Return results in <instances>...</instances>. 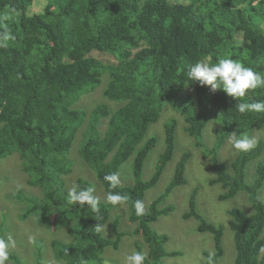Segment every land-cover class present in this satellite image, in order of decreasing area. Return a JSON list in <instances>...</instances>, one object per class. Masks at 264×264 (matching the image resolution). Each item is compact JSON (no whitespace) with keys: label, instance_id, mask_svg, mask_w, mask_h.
Returning a JSON list of instances; mask_svg holds the SVG:
<instances>
[{"label":"trees","instance_id":"16d2710c","mask_svg":"<svg viewBox=\"0 0 264 264\" xmlns=\"http://www.w3.org/2000/svg\"><path fill=\"white\" fill-rule=\"evenodd\" d=\"M39 2L42 9L35 7ZM5 15L9 19H0V32L7 29L15 38L0 44V158L19 153L28 184H40L43 190L42 197L23 199L30 206L22 218L36 212L48 227L72 225L73 242H51L56 258L65 264H105V248H118L125 234L117 230L116 219V239L95 231L98 223L109 219L108 207L114 205L98 199L97 214L87 205L68 204L69 188L61 186L64 173L71 170L72 144L87 115L75 104L82 93L104 82L101 93L112 105L102 102L91 109L79 156L107 193L128 197L125 203L130 220L137 223L135 232L149 245L145 254L137 244L145 264H164L167 257L179 260L184 254L178 248L169 250L170 235L152 227L159 216L176 208L175 202L160 204L179 186L186 192L184 186L190 182L186 173L193 151L186 146L178 161L174 157L177 117L166 119L155 170L149 179L142 178L145 160L158 140L149 126L161 119L166 107L185 121L184 130L214 173L209 184L223 191L219 199L248 193L250 213L238 205L229 210L235 263L264 264V112L240 114L238 101L223 90L213 93L187 79L188 66L204 59L215 63L218 57L238 60L264 75V0H0V18ZM94 52L110 56L103 61ZM242 99H264V88L249 90ZM206 125L213 127L212 143L203 136ZM255 130L263 135L256 136ZM232 132L255 138L256 145L234 152L229 160L220 150ZM172 159L165 191L150 203L148 212L137 216L134 201H144ZM128 160L132 181L113 189L105 175L119 173ZM252 163L257 169L250 172ZM76 184L91 187L81 177ZM199 188L191 194L183 217L197 219V231L213 235L215 250L204 249L203 264H215L224 254L226 227L197 210ZM9 258L23 264L19 256Z\"/></svg>","mask_w":264,"mask_h":264},{"label":"rangeland","instance_id":"374dc122","mask_svg":"<svg viewBox=\"0 0 264 264\" xmlns=\"http://www.w3.org/2000/svg\"><path fill=\"white\" fill-rule=\"evenodd\" d=\"M38 4L40 6L35 5L36 9H42V3L40 4L39 2ZM94 53L98 54V52ZM109 56L110 55L101 52L97 57L105 61ZM103 83L104 82L93 91L82 94L75 104L82 109L84 108L87 115L68 155L71 159V171L65 177L68 188L75 184L79 177L87 179L91 187L94 188V195L97 196L99 200L107 202L108 193L105 191L103 183L98 179L95 171L87 165L86 162H83L82 158L79 156V140L85 130L91 109L102 102L112 105V101L101 93ZM172 116L177 117L179 124L176 131L175 159L178 161L182 150L186 146L190 147L193 153L187 164L188 170L186 174L190 182L188 185L184 186L186 192L181 189L182 186L177 187L175 189L176 191L173 190L175 193H170L167 202H162L160 207L175 202L176 208L169 214L159 216V218L152 223V227L156 231L170 235L166 247L172 246L173 248H168L169 250L173 251L179 249L184 251L183 256L179 260H177L179 256L167 257L164 264H203L206 259L203 253L204 249H208L210 253H213L215 250L213 235H203L204 233L198 232L197 226L199 222L197 219L193 217L185 219L183 217V212L188 209L187 203H189L190 196L196 186L200 187L196 199L198 206L197 210L209 221L222 224L226 227V233L224 231L222 239L224 254L215 264H236L234 235L229 227L231 217L229 210L233 205H238L244 211L250 213L253 207L248 199V193L240 191L233 198L226 200L219 199L223 191L218 184L214 186L209 184V179L215 176L209 167L208 161L201 156L202 152L196 149L195 140L189 138V135L184 130L185 121H182L179 113L173 111L171 107H166L162 113L161 119L155 123H151L149 126L150 134H155L158 140L156 146L150 151L145 160L142 178L144 180L149 179L155 170L159 156L158 152L162 151L163 148L164 124L166 123V119ZM210 126L206 125L203 136L206 137L209 143H212L214 139V136L212 137L211 134L213 127L211 128ZM255 131L254 134L256 136L263 135L262 131ZM222 152L224 155L228 156L226 158L229 160L235 155L233 153L236 152V150L228 143V139H226V142L221 148L220 155H222ZM173 159L165 168L159 182L147 191L143 201L145 204V212L150 210V203L165 191L166 186L170 182V176L172 175L170 164ZM255 169H257L255 163L250 164L248 167L250 172ZM132 175V162L130 163L128 160L119 170L120 184L131 182ZM28 179L29 175L22 170L19 153L15 152L9 156L0 158V237L6 234L13 236L15 247L9 250V255L13 254L19 256L23 264H65L64 261L56 258L51 242L54 239L65 244L73 242L75 238L70 233V227L72 225L64 224L61 226L53 225L52 227H48L38 220L36 212L27 215L26 218H22V215L27 212L30 206L29 203L25 202L23 199L32 194L38 195L39 197L43 195L41 185H30L28 184ZM249 181L252 182L251 179ZM108 210L110 216L106 223L103 224L105 226L104 230L101 231L103 236L116 239L117 234L114 230L115 219L118 221L117 230L125 234L122 235L118 248L113 246L105 248L104 251H106L108 256V258L105 259V264H123L125 254L132 249L137 250V244H139L141 250L147 254L149 245L142 234L135 232L137 223L130 220L128 205L125 202L115 206L110 205ZM64 222L65 221H63V223ZM6 264H17V261L9 258Z\"/></svg>","mask_w":264,"mask_h":264},{"label":"clouds","instance_id":"9594fccd","mask_svg":"<svg viewBox=\"0 0 264 264\" xmlns=\"http://www.w3.org/2000/svg\"><path fill=\"white\" fill-rule=\"evenodd\" d=\"M0 19L7 20L9 17L5 15ZM14 38L7 29L0 32V44ZM187 79L198 82L202 87L208 86L213 93L217 90H223L229 97L238 101L236 109L240 114L264 112V99L254 102H246L242 99L249 90L264 88V75L254 71L251 67L244 66L238 60L229 57H218L215 63H210L207 59L196 61L188 66ZM228 143L238 152H247L255 147L256 139L246 135L239 136L236 132H232L228 137ZM69 172L64 173V179ZM104 180L109 182L114 189L120 183L119 173L107 174ZM61 186L62 189L68 188L66 180L61 183ZM127 199L126 195L117 192H108L107 194V202L114 206L123 204ZM66 201L68 204H79L81 208L87 205L92 212L99 213V200L94 195V188L92 187L81 188L80 185L73 184L68 189ZM134 207L137 216L145 214V204L142 200L134 201ZM94 218L99 221L98 215ZM94 228L99 234L105 226L98 223ZM14 247L15 240L12 235L6 234L0 237V264H6L9 259V250ZM209 258H211V254ZM145 262V254L135 249L126 253L123 260V264H145Z\"/></svg>","mask_w":264,"mask_h":264}]
</instances>
